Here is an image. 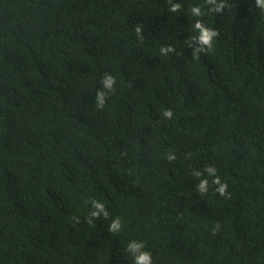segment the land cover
Here are the masks:
<instances>
[{
	"label": "trees",
	"instance_id": "obj_1",
	"mask_svg": "<svg viewBox=\"0 0 264 264\" xmlns=\"http://www.w3.org/2000/svg\"><path fill=\"white\" fill-rule=\"evenodd\" d=\"M224 3L0 0V264H264V12Z\"/></svg>",
	"mask_w": 264,
	"mask_h": 264
},
{
	"label": "clouds",
	"instance_id": "obj_2",
	"mask_svg": "<svg viewBox=\"0 0 264 264\" xmlns=\"http://www.w3.org/2000/svg\"><path fill=\"white\" fill-rule=\"evenodd\" d=\"M206 3L211 6V11L209 12L207 9L202 10L199 5H193L191 8V15L193 17H203L204 15L214 12L222 11L225 7L224 0H206ZM181 5L179 3L172 4L171 11L175 12L180 9ZM256 7L264 12V0H256ZM192 28L197 32L195 39L198 40L199 45L196 49V53L211 50L213 47V43L215 38L218 36L217 29L210 27L208 24L203 22L201 19H196L195 23L192 25ZM136 34L140 35V27L137 26ZM170 48L161 49L163 52L170 51ZM117 78L110 72H106L102 78V83L104 89L109 91L114 90V86L116 84ZM106 97L104 91H98L96 96V106L98 109H102L105 106ZM163 115L169 119L173 116V111L171 109H167L163 112ZM168 160L176 159L175 154H167ZM207 171L210 174H215L213 183L219 185L216 189V192H219L220 195H225L227 193L228 184L226 181L222 182L221 177L217 174L218 170L214 167H209ZM198 177H202L199 180L197 185V189L201 193H207L209 191V180L206 177H203L202 172H196ZM92 208L90 210L91 217H99L103 214L105 217L108 215V210L106 204L102 200L93 199L91 201ZM122 229L121 219L119 217L113 219L110 224V231L119 232ZM127 250L132 252L133 256V264H152V253L148 250H145V245L143 241L131 240L127 244Z\"/></svg>",
	"mask_w": 264,
	"mask_h": 264
}]
</instances>
